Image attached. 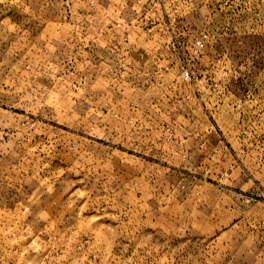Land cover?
I'll use <instances>...</instances> for the list:
<instances>
[{"label":"rangeland","instance_id":"1","mask_svg":"<svg viewBox=\"0 0 264 264\" xmlns=\"http://www.w3.org/2000/svg\"><path fill=\"white\" fill-rule=\"evenodd\" d=\"M0 264H264V0H0Z\"/></svg>","mask_w":264,"mask_h":264}]
</instances>
